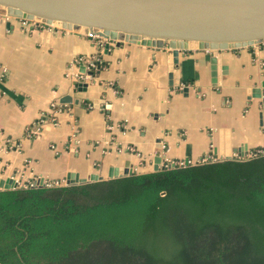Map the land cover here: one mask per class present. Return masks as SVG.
I'll return each instance as SVG.
<instances>
[{
    "label": "crops",
    "instance_id": "1",
    "mask_svg": "<svg viewBox=\"0 0 264 264\" xmlns=\"http://www.w3.org/2000/svg\"><path fill=\"white\" fill-rule=\"evenodd\" d=\"M93 55L103 64L97 80L67 76L84 74L71 64ZM260 148L264 42L219 52L105 48L66 31L27 34L17 19L0 16V180L143 174L153 172L156 157L159 166L195 164Z\"/></svg>",
    "mask_w": 264,
    "mask_h": 264
},
{
    "label": "trees",
    "instance_id": "2",
    "mask_svg": "<svg viewBox=\"0 0 264 264\" xmlns=\"http://www.w3.org/2000/svg\"><path fill=\"white\" fill-rule=\"evenodd\" d=\"M48 184L0 190V264H264V149Z\"/></svg>",
    "mask_w": 264,
    "mask_h": 264
},
{
    "label": "water",
    "instance_id": "3",
    "mask_svg": "<svg viewBox=\"0 0 264 264\" xmlns=\"http://www.w3.org/2000/svg\"><path fill=\"white\" fill-rule=\"evenodd\" d=\"M0 16L90 38L101 36L115 46L129 43L160 49L168 45L174 53L189 49L232 51L264 42V0H0ZM159 162L156 157L153 172L175 166L173 162L159 166ZM188 164L184 162V166ZM131 174L112 171L107 178L93 175L88 179L68 174L58 186L85 185ZM47 185L38 179L27 187ZM16 188L13 180H0V190Z\"/></svg>",
    "mask_w": 264,
    "mask_h": 264
},
{
    "label": "built area",
    "instance_id": "4",
    "mask_svg": "<svg viewBox=\"0 0 264 264\" xmlns=\"http://www.w3.org/2000/svg\"><path fill=\"white\" fill-rule=\"evenodd\" d=\"M18 23H19L21 30L27 34H31L36 31H49V32L59 31L58 29L54 27L37 24L31 21L18 20ZM92 37L103 45L112 44L101 36H92ZM77 64L82 65L85 68V73L80 76H76L75 78L73 75L68 73L67 74L68 77H71L72 80H74L75 82L86 81V80L88 81L97 80L95 76V72L97 71V64H101V60L98 58V56L93 55L92 57H79V58L74 59L71 65H77ZM44 120L45 119L42 118L38 120L36 123H34V126L30 128V134H31L30 136L36 137L40 133V128L42 127Z\"/></svg>",
    "mask_w": 264,
    "mask_h": 264
},
{
    "label": "rangeland",
    "instance_id": "5",
    "mask_svg": "<svg viewBox=\"0 0 264 264\" xmlns=\"http://www.w3.org/2000/svg\"><path fill=\"white\" fill-rule=\"evenodd\" d=\"M251 155V154H250ZM249 155V156H250ZM235 160V159H234ZM209 162H216V160H211V158H207V159H203L201 161H199L198 163H195V164H190V165H197V164H203V163H209ZM175 165H179V166H184V163L181 162V163H174ZM162 166H165V164H163ZM32 184V183H31ZM52 185H59V183H50ZM29 184H17V187H23V186H28Z\"/></svg>",
    "mask_w": 264,
    "mask_h": 264
}]
</instances>
